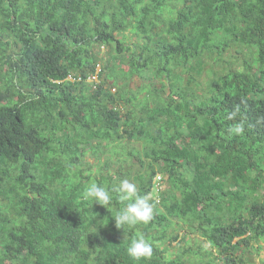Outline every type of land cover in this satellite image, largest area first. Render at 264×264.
<instances>
[{"label":"trees","instance_id":"16d2710c","mask_svg":"<svg viewBox=\"0 0 264 264\" xmlns=\"http://www.w3.org/2000/svg\"><path fill=\"white\" fill-rule=\"evenodd\" d=\"M123 179L154 205L124 230L82 198ZM263 195L264 0H0V264H252Z\"/></svg>","mask_w":264,"mask_h":264},{"label":"clouds","instance_id":"9594fccd","mask_svg":"<svg viewBox=\"0 0 264 264\" xmlns=\"http://www.w3.org/2000/svg\"><path fill=\"white\" fill-rule=\"evenodd\" d=\"M235 114L230 113L229 119ZM230 134H240L242 127L236 125L228 129ZM112 192H118V199L121 202L129 201L126 205L116 211L114 215L115 226L118 229L131 227L138 222L148 223L153 217L154 205L149 202L148 196H141L137 192L135 183L128 179L120 181L119 187L114 189L106 188L96 182H90L82 193V198L86 201L91 200L94 203L106 207L113 199ZM128 254L134 259L148 257L152 253L151 243L144 238L142 234H138L133 238L127 247Z\"/></svg>","mask_w":264,"mask_h":264},{"label":"rangeland","instance_id":"374dc122","mask_svg":"<svg viewBox=\"0 0 264 264\" xmlns=\"http://www.w3.org/2000/svg\"><path fill=\"white\" fill-rule=\"evenodd\" d=\"M130 42L135 40L136 38H133V35L130 33ZM94 48L97 50L99 48V46L97 45H94ZM107 54V50L105 47H102V51H101V56H106ZM235 56H238L237 55V48L234 47V46H231L230 48L226 49L224 51V55H223V60H227L228 62L224 63V62H220L216 65L217 68H222V66H224L225 64L226 65H229L230 63H232L234 60H236ZM212 62V61H211ZM215 62H212L211 64L212 65H207L208 67H211V68H214ZM203 77L205 79H209L210 76L208 75V73L206 72ZM205 79H202L203 81H205ZM164 83H165V90L166 92L169 94L170 93V88H169V84L170 82L166 79V77L164 78ZM145 80L142 79L139 75H134L130 81H129V84H128V88L131 90V91H138L139 88L141 86H143L145 83ZM156 85L158 87H162L163 84H161L160 80H156ZM146 97V96H145ZM107 156H110V152L107 153ZM106 157H104L103 159H105ZM85 160H92L91 156L88 155L86 156ZM137 169H139V166L137 167ZM164 183H162L163 185ZM165 186H168V183L165 182ZM164 187V185H163ZM264 196V195H263ZM187 225L185 224H182V226L180 228H177L175 230L174 233L178 234L180 233L181 235H184L185 234V229H186ZM193 237L196 236V234H192ZM194 240H192L190 243L191 245H194L195 244V238H193ZM198 244V242H197ZM261 245H263V248L262 249H253L251 251H248L247 254L251 260V263L252 264H264V242L261 241L260 242ZM166 246L169 247V255L171 257H176V252L181 249V247H188L189 245L187 244L186 241H182L180 244H179V241H173V243H169V244H166Z\"/></svg>","mask_w":264,"mask_h":264},{"label":"built area","instance_id":"2783aa9c","mask_svg":"<svg viewBox=\"0 0 264 264\" xmlns=\"http://www.w3.org/2000/svg\"><path fill=\"white\" fill-rule=\"evenodd\" d=\"M100 67L98 68V72L100 71ZM68 79L71 80V81H75L76 78L73 77L72 75L68 76ZM98 75L95 74V75H92L89 77V81H95L97 82L98 81ZM115 91V89H113ZM155 183H156V186H157V189H160L161 187H163L162 185V176L161 175H158L155 179Z\"/></svg>","mask_w":264,"mask_h":264}]
</instances>
